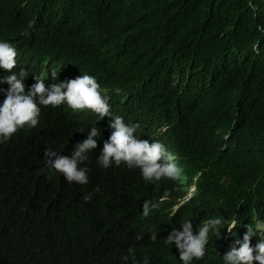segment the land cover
<instances>
[{
	"label": "trees",
	"instance_id": "trees-1",
	"mask_svg": "<svg viewBox=\"0 0 264 264\" xmlns=\"http://www.w3.org/2000/svg\"><path fill=\"white\" fill-rule=\"evenodd\" d=\"M257 26L264 28V0H0V39L17 49L26 90L42 71L46 84L94 76L113 115L175 153L189 183L200 173L197 193L172 216L185 194L181 181L150 183L139 169L97 165L111 117L90 114L79 123L66 105L41 106L35 128L0 143V264H122L130 246L138 261L181 264L164 239L182 219H192L195 233L213 215L239 225L210 233L205 256L192 264H223L252 220L264 219V31ZM95 125L102 137L86 162L89 183L50 173L45 148L69 156ZM96 185L101 191L85 202ZM145 201H160L147 217Z\"/></svg>",
	"mask_w": 264,
	"mask_h": 264
},
{
	"label": "clouds",
	"instance_id": "clouds-1",
	"mask_svg": "<svg viewBox=\"0 0 264 264\" xmlns=\"http://www.w3.org/2000/svg\"><path fill=\"white\" fill-rule=\"evenodd\" d=\"M257 27L259 31H264V28ZM95 51L99 54L103 49L99 52L96 46ZM17 57L18 52L13 44L0 39V71L5 73L0 75V92L5 96L0 102V143L10 140L20 129L35 128L39 124L41 106L56 108L66 105L79 123L86 122L90 114L99 120L108 116L111 117L109 127L112 131L103 141V147L96 157L97 165L104 170L122 164L128 169H139L143 180L150 183L165 179L181 181L180 184L185 185L183 186L185 194L171 209L172 216L178 211L176 205L182 207L192 200L197 193L200 173L189 183V177H184L183 169L177 164L175 153L169 151L159 140L150 142L140 139L136 135L140 127L138 123L125 122L123 116L113 115L110 97L104 93L105 90L103 92L94 76L82 72V75L74 79L46 84L49 72L42 71L34 77L35 83L26 90L24 81L29 73L23 67L16 71L19 66ZM57 77L58 73L52 70L51 79L56 81ZM5 84L9 86L6 89L2 87ZM164 130L166 128L162 129ZM98 137H102L100 130L96 125L90 127L86 138L73 145L69 156L46 147L43 153L45 167L52 174L62 175L69 184L75 182L78 185H87L89 168L86 162L89 160V153L98 147ZM100 191V186L96 185L92 192L83 194L82 199L88 202L94 193ZM159 206L160 201H145L143 216H149L150 212ZM225 224L231 231L239 225V221L235 217L226 219L224 216H209L201 222L194 233L192 219H182L180 228H173L164 239V243L177 249L181 264H192L194 260H201L205 256L209 234L218 236ZM254 236L259 239L255 246H252L251 240ZM151 239L155 241L157 237L153 235ZM222 260L223 264H264V219L252 220L243 238L235 240ZM122 264H150V261L148 256L138 261L135 248L130 246L127 254L122 257Z\"/></svg>",
	"mask_w": 264,
	"mask_h": 264
}]
</instances>
